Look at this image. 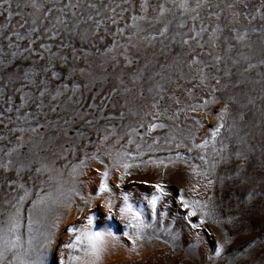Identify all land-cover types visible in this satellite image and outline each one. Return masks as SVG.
<instances>
[{"label":"rangeland","instance_id":"374dc122","mask_svg":"<svg viewBox=\"0 0 264 264\" xmlns=\"http://www.w3.org/2000/svg\"><path fill=\"white\" fill-rule=\"evenodd\" d=\"M36 4L0 3V264H264V0Z\"/></svg>","mask_w":264,"mask_h":264},{"label":"snow or ice","instance_id":"6c2138e0","mask_svg":"<svg viewBox=\"0 0 264 264\" xmlns=\"http://www.w3.org/2000/svg\"><path fill=\"white\" fill-rule=\"evenodd\" d=\"M0 3H4V0H0ZM90 8H95L96 5L95 4H89L88 5ZM32 7H37L36 4V0H32ZM105 7H107V5H105ZM144 5H141V8H143ZM229 7H231V5H229ZM160 10L161 12L164 11V7L163 5L160 6ZM98 14V13H97ZM45 15H48V13H45ZM89 20L92 19L91 16L88 17ZM97 25H99V21L96 22ZM187 41H185L186 43ZM41 48H45L44 45H41ZM15 55V54H14ZM54 55V54H53ZM7 71V69H5ZM44 72H48L49 68L45 67L43 69ZM52 76L55 77L57 75V72L53 71ZM22 75L24 77V79L28 80L30 79V75L28 71H23ZM41 91V95H43L44 89H40ZM153 127H155V125H153ZM222 126L221 125H217V127L213 130V136L216 135V133H218L220 131V128ZM239 155V154H237ZM125 168L128 167V165H124ZM240 173V165L236 164L235 165V172H233V176H239ZM107 175V172H105L103 174V176L101 177L100 180V184H99V188L97 189V192H103V191H107V185L105 183L104 180V176ZM232 177H225V179H231ZM209 183H211V181H209ZM156 190L157 193H161L162 194V188L161 185L156 184L153 186ZM159 199V197L157 195H153L151 200L149 201V203L155 207L156 201ZM109 204H111V201H109ZM185 207H187V205H184ZM111 211V209L109 208V212ZM121 216L126 217L128 219V224L126 225V227H130V228H134L136 229V232L133 234L132 239L134 240H139L141 238V230L143 228H146L148 225H146L144 223V221L141 219V213L139 212V210L135 209L133 207V205L131 203H129V199L127 194H124L123 196V204L121 205L120 209H119ZM189 216L193 215V213L191 211H189L188 213ZM92 221V217L89 216L88 217V223L91 224ZM16 227V223L15 220H12L11 223V228L8 231H12L13 229H15ZM193 227H195V225H193ZM68 232L72 233V232H78V230L73 229V228H68ZM127 234V233H126ZM104 233L102 232H91V231H86L82 234H77L75 239L72 241V243H68V244H64L63 247L64 248H73L75 245L79 244L81 242V240L83 239L84 241H86V248H85V255L86 256H90L93 258V260L89 261V264H94V259L99 257L100 252L103 249V237H104ZM108 235L110 236L111 233H108ZM0 239H3V237H0ZM15 237L13 236V241H15ZM15 247V244L10 242L8 244L5 245L4 248H0V257H2L5 253V251H12L13 248ZM221 251V246L219 244H217L216 246V253L219 254ZM14 259H16L14 257ZM80 259L79 257H72L71 255L69 256V260H78ZM19 264H38L37 261H24V260H20ZM60 264H64L63 260L60 261ZM246 264H251V262H246Z\"/></svg>","mask_w":264,"mask_h":264}]
</instances>
